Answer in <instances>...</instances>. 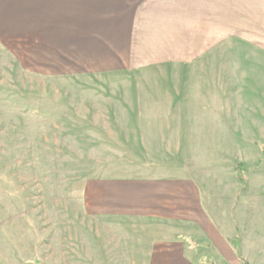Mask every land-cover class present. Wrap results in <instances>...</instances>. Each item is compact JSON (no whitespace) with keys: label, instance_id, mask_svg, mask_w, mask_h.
Returning <instances> with one entry per match:
<instances>
[{"label":"rangeland","instance_id":"1","mask_svg":"<svg viewBox=\"0 0 264 264\" xmlns=\"http://www.w3.org/2000/svg\"><path fill=\"white\" fill-rule=\"evenodd\" d=\"M127 1L0 0V264H69L86 234L102 247L138 230L87 216L94 180L160 168L234 175L240 194L264 182V0L190 15L173 11L194 0ZM155 229L176 251L196 232ZM236 229L243 262L264 264V203H218V234ZM200 241L192 262L243 264L224 237Z\"/></svg>","mask_w":264,"mask_h":264},{"label":"crops","instance_id":"2","mask_svg":"<svg viewBox=\"0 0 264 264\" xmlns=\"http://www.w3.org/2000/svg\"><path fill=\"white\" fill-rule=\"evenodd\" d=\"M199 1L207 7L205 0H194L195 3H189L185 11L175 8L173 13L190 15L191 9L198 8L194 6ZM140 3L146 9L160 8L152 0H135L134 6L141 8L138 5ZM218 4L220 7L225 6L222 1ZM123 6L132 8V0L124 2ZM171 6L168 4V9ZM126 14L125 11L119 13ZM158 15H162V12ZM208 138V143H218V138ZM226 180L231 183L226 184L220 174L218 178L210 179L160 168L148 170L140 177L94 180L88 190L90 203H83L87 216L119 225H138V230L103 233L102 247L90 243L89 239L94 235L90 237V234H86L88 241L76 252L72 250L69 264H197L187 258L189 254L195 253V247L188 246L192 241L209 238L216 243L221 242L222 236L232 247V240H229L233 236L232 230L225 234L222 232L221 236L218 234V203H264V182L259 185L250 183L240 194L243 186H240L234 175L232 180ZM159 223L172 227L181 224L183 228H192L196 232H185L177 237L178 240L181 237L189 240L187 243L182 241L185 246L181 250L160 248L158 231L152 230V225ZM202 245L203 242L199 244ZM55 259L53 264H67L65 260Z\"/></svg>","mask_w":264,"mask_h":264},{"label":"trees","instance_id":"3","mask_svg":"<svg viewBox=\"0 0 264 264\" xmlns=\"http://www.w3.org/2000/svg\"><path fill=\"white\" fill-rule=\"evenodd\" d=\"M238 166H239V165H238ZM238 166H237V171H238V174H240V173L242 172V170L239 169L240 167H238ZM238 178H240V177L238 176ZM237 234H238V230L236 229V239L233 240V241H230V244H231L232 248L236 251V256H237V258H238L240 261H242L243 264H246V263L243 262V260L241 259V256H240V252H239V251H240V249H239L240 239H239V237L237 236ZM179 240L184 241V242H186V243L189 242L188 239H185V238H183V237L179 238ZM202 246H203V245H202ZM207 261H209V262H206L207 264H214V262L211 261L210 258H209Z\"/></svg>","mask_w":264,"mask_h":264}]
</instances>
